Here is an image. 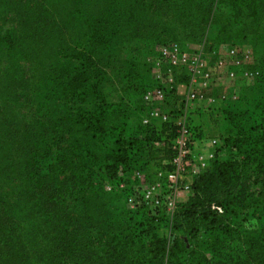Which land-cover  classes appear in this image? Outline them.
I'll list each match as a JSON object with an SVG mask.
<instances>
[{"label": "trees", "instance_id": "obj_1", "mask_svg": "<svg viewBox=\"0 0 264 264\" xmlns=\"http://www.w3.org/2000/svg\"><path fill=\"white\" fill-rule=\"evenodd\" d=\"M31 1L29 6V0H9L13 5L7 7L2 23L0 12V54L2 46L10 50L20 40L22 16L26 15L25 26L30 21L29 10L38 2ZM171 1L106 0V11L97 20L101 22L92 24L88 36L93 44L110 45V39L126 37L125 27H132V32L143 27L148 10L155 12ZM188 2L204 7L209 16L225 8L232 16V24L259 21L264 13V0ZM157 43L140 45L150 53ZM61 55L62 62L44 81L52 94L50 100L67 111V119L57 128L41 123L37 129L28 120H19L0 135V264H264V130L251 148H245L244 138L238 136L222 139L228 156L215 157L209 168L194 176L193 193L177 213L179 228L189 227L191 237L168 239L150 232L149 239L139 241L137 230H123L109 218L104 222L93 217L88 212L89 196L100 187L99 179H115L120 166L129 164L133 155L146 153L152 158L156 154L163 168H172L163 162L170 161L174 152L170 147L154 145L156 140L164 139L170 123L143 124L145 138L140 151L136 131L131 129L127 134L126 126L120 129L114 147L107 153L96 149L97 144L111 137L113 130L105 124L112 105L100 83L91 82L96 60L92 51L84 49L62 50ZM132 61L133 66L137 64ZM178 71L176 81L187 82L185 70L181 76ZM7 115L10 123L17 118L14 111ZM190 127L195 136L197 131L202 133L203 139L205 133L199 125ZM71 129L76 134L80 130L78 136ZM239 202L244 208L257 205L263 226L258 233L240 237L244 248L233 258L228 252L235 224L229 214L230 207ZM138 208L154 215L165 210H152L147 204L139 205L140 211ZM221 235L227 236L226 242ZM194 239L200 247L207 245L211 258L192 248L196 245ZM225 254L227 257H223Z\"/></svg>", "mask_w": 264, "mask_h": 264}, {"label": "rangeland", "instance_id": "obj_2", "mask_svg": "<svg viewBox=\"0 0 264 264\" xmlns=\"http://www.w3.org/2000/svg\"><path fill=\"white\" fill-rule=\"evenodd\" d=\"M8 1L0 0L1 23L7 7L13 5V2ZM29 1L31 6L33 2ZM37 1L32 6L35 9L29 10L30 21L25 26L23 21L26 15L22 16V29L19 30L21 38L16 46L10 50L7 45L1 48L0 117L5 116L1 117L0 135L3 129L9 131L19 120H28L32 124L30 126L37 129L41 123L57 128L60 122L67 119V111L50 100L52 94L44 78L62 62V50L73 52L84 49L92 51L96 60V67L91 70V82L100 83L107 102L112 105V111L105 119L106 126L113 129L111 137L100 143V146L97 144L96 149H103L107 153L114 147L120 129L126 126L127 134L131 129L136 131L140 151L145 138L142 120L151 113L145 94L156 85L155 69L159 60L155 48L147 53L140 44L156 41L157 45L177 42L182 48L191 51L204 47L208 53L224 51L234 45L248 49L251 62L227 70L222 82L210 90L209 95L216 97L212 105L208 99L189 100L174 90L167 93L161 109L175 118L184 115L188 124L199 125L198 128L208 135L221 132L222 139L231 136L244 138L245 148L258 143L259 133L264 130V40L261 39L264 36V13L260 15L259 21L232 24V16L225 8L209 16L204 7L195 3L172 0L169 5H160L155 12L148 10L143 21L144 28L132 32V27H125L126 37L119 39L116 36L110 39V45L99 46L93 44L87 31L95 22L96 25L100 24L101 20H97L99 14L106 11V0ZM207 57L210 62L215 61L211 55ZM132 60L137 64L133 66ZM131 67H134V72L129 76ZM183 73V70L178 71L179 76ZM7 106H11V109L5 110ZM13 111L17 118L10 123L11 117L9 119L7 114ZM7 116L8 119H5ZM154 121L162 123L160 119ZM79 132L76 134V130L71 129L73 135L78 136ZM196 133L194 150L196 165L200 166V156L206 154L207 141L200 138L202 133ZM223 156H228L227 148ZM157 159L156 154L152 158L146 153L133 155L129 164L120 166L115 179H99L101 188L89 196L88 212L94 214L93 217L102 218L104 222L109 218L120 229L137 230L139 241L149 239L150 232L168 239L184 240L191 237L189 227L179 228L181 221H177V213L191 197L192 185L179 191L174 208H165L159 214L154 215L140 208L138 211L134 205L138 200L137 195H141V191L136 188L142 190L149 187L155 181L159 167L165 166ZM206 162L198 170L199 173L211 166L212 159ZM241 204L239 202L230 207L232 213L229 216L235 224V232L228 253L233 258L244 248L240 237L246 233H258L263 226L261 210L256 209L257 205L244 208ZM220 238L226 242L227 236L221 235ZM192 242L196 244L192 248L208 258L212 257L206 244L200 247L196 239ZM227 254L223 257H227Z\"/></svg>", "mask_w": 264, "mask_h": 264}, {"label": "built area", "instance_id": "obj_3", "mask_svg": "<svg viewBox=\"0 0 264 264\" xmlns=\"http://www.w3.org/2000/svg\"><path fill=\"white\" fill-rule=\"evenodd\" d=\"M155 50L159 58L155 69L156 85L145 94V101L151 108V113L144 117L142 122L149 125L154 122V119H160L163 123H170L165 131L164 139L156 141V146L170 147L174 155L170 161L163 162L169 163L172 168L159 167L156 179L149 187L142 190L139 187L136 188L141 191V195H137L138 200L134 205L138 207V205L147 204L152 210L174 208L179 191L191 186L200 167L205 166L207 160L224 154L223 140L219 132L210 135L205 133L203 139L208 142H206V154L200 156V166L196 165L194 147L197 138L186 122V117L181 115L175 118L162 112L161 105L164 104L167 93L176 90L189 100L208 99V103L212 105L216 97L209 95L210 90L222 82L225 72L232 67L251 62L250 51L238 45L224 51L208 53L204 47H200L198 51H191L188 48H182L177 42H168L157 45ZM208 55L215 58V61L210 62ZM178 69L185 70L188 82L176 81L175 73ZM181 88L184 90L182 91Z\"/></svg>", "mask_w": 264, "mask_h": 264}]
</instances>
